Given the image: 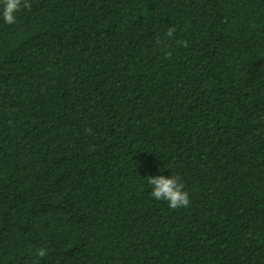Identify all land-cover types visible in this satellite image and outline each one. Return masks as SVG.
<instances>
[{
	"label": "trees",
	"instance_id": "obj_1",
	"mask_svg": "<svg viewBox=\"0 0 264 264\" xmlns=\"http://www.w3.org/2000/svg\"><path fill=\"white\" fill-rule=\"evenodd\" d=\"M29 2L0 14V264H264V0ZM173 174L186 208L151 196Z\"/></svg>",
	"mask_w": 264,
	"mask_h": 264
},
{
	"label": "clouds",
	"instance_id": "obj_2",
	"mask_svg": "<svg viewBox=\"0 0 264 264\" xmlns=\"http://www.w3.org/2000/svg\"><path fill=\"white\" fill-rule=\"evenodd\" d=\"M2 14L5 23L12 25L16 22V13L22 9L31 7L29 0H0ZM174 28H169L166 33L167 36H173ZM151 186V196L155 200H163L168 202V206L172 209L186 208L190 205L189 193L184 191V184L181 182L180 177L173 174L171 178L165 176H149L147 178ZM47 249L41 247L36 250L38 257H45Z\"/></svg>",
	"mask_w": 264,
	"mask_h": 264
}]
</instances>
